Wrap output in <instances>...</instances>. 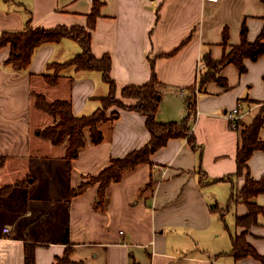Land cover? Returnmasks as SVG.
Listing matches in <instances>:
<instances>
[{
  "label": "crops",
  "instance_id": "obj_1",
  "mask_svg": "<svg viewBox=\"0 0 264 264\" xmlns=\"http://www.w3.org/2000/svg\"><path fill=\"white\" fill-rule=\"evenodd\" d=\"M92 30L91 47L96 57L110 54L111 75L117 94L128 85L147 82L155 70L160 83V122L180 121L188 113L187 98L204 68L209 52L222 58L224 30L228 48L241 42L245 23L247 38L254 42L264 31V0H102ZM93 0H0V36L5 31L29 27H87ZM82 51L70 37L46 42L35 49L27 68L8 63L10 43L0 47V186L13 182L0 195V264H24V247L34 242L37 264H53L68 248L60 241L69 230L72 260L84 264H262L252 256L235 259L231 234L244 227L236 216L245 215V203L233 204L230 229L222 214L228 202L226 186L235 190L245 183L237 176V150L241 130L264 110V56L246 58V71L234 63L220 76L225 85L210 81L197 92L196 113L189 126L201 149H193L188 137H174L148 163L127 171L108 187L105 209L95 207L100 182L68 198V191L98 176L114 159L141 148L151 138L147 116L139 111L112 106L113 118L101 124L104 139L88 142L67 168L66 148L59 151L41 138L46 112L35 105L34 93L49 101L69 99L76 116L90 115L102 105L110 85L99 70L75 65L59 72L56 85L46 76L54 74L52 63H61ZM238 101L240 118L226 116ZM49 115V114H47ZM54 119V118H53ZM54 121V120H53ZM259 136L264 140V125ZM64 169L8 172L13 161H53ZM252 177L264 175V150L249 159ZM232 176V180L201 182ZM253 200L264 206V193ZM216 205V206H215ZM216 207V209H212ZM9 228V232H5ZM247 241L264 254V213L247 232Z\"/></svg>",
  "mask_w": 264,
  "mask_h": 264
},
{
  "label": "trees",
  "instance_id": "obj_2",
  "mask_svg": "<svg viewBox=\"0 0 264 264\" xmlns=\"http://www.w3.org/2000/svg\"><path fill=\"white\" fill-rule=\"evenodd\" d=\"M93 8L89 14L87 27L83 26H57L51 29L29 27L23 31H5L0 36V47L10 43L12 52L8 58V63H12L16 68H27L31 63L35 49L43 43L59 41L64 37H70L77 40L82 51L73 58L61 63H52L55 68L54 74L46 76L50 85H56L59 80V72L67 67L75 65L78 69L99 70L103 74L104 80L110 85L108 95L101 97L102 105L90 115L76 116L72 109V102L69 99H57L49 101L42 93H34L35 105L38 109L46 112L54 118V123L38 130V135L50 141L55 146H65V158L67 168L71 169L72 160L78 156L79 151L90 141L98 144L103 141L104 134L101 130V124L111 118L113 114L107 113L114 104L121 108H127L139 111L147 116V126L151 132L150 140L141 148L130 152L123 158L114 159L98 176H93L90 181L83 182L78 188H72L68 191V198H71L83 191L95 182H100L98 194L95 202L96 209H105L107 203V192L109 185L120 180L124 174L137 166L148 163L152 154L163 147L169 139L174 137H188V141L193 149H201L194 133L189 126L190 120L196 113L197 92L203 91L206 85L213 80L225 85V80L220 76L221 69L234 63L245 72L247 67L244 63L246 58L253 60L264 56V31L254 41L250 42L247 38L248 29L244 23L241 29V42L228 48L229 32L224 30L223 44L225 47L221 59L216 60L209 52L203 56L204 70L198 77V84L192 87L193 96L187 98L188 113L180 121L160 122L156 114L160 107V92L158 85L160 80L155 72L152 71L150 79L141 85H128L122 89L121 98L117 96L116 81L111 75L112 57L110 54H104L102 57H96L92 52L91 36L95 28V22L100 15L102 0H93ZM198 88V91H195ZM130 100V101H128ZM264 125V111L262 110L250 125H246L241 130V142L237 150V170L235 175L244 176L245 183L240 190L232 187V195L222 214L230 211L233 204L245 203L248 212L245 215L236 216V225L244 227L240 234H231L232 248L228 252L235 259H242L252 256L264 264V254H260L256 248L247 241L248 229L258 223L259 215L264 213V206L257 204L253 198L260 193H264V175L259 179L252 177L249 169V159L256 150H264V140L259 136L260 129ZM5 163L4 156L0 155V167ZM232 180V176H223L220 178L208 180L206 172L202 173L201 182H214ZM21 182H13L0 187V195L7 194L14 185ZM216 206V205H215ZM212 209H216V207ZM66 243L68 248L63 256L58 257L53 264H84L72 260L70 256L71 241L69 230L66 229L60 239ZM34 242L27 241L24 247V264H37L35 256Z\"/></svg>",
  "mask_w": 264,
  "mask_h": 264
},
{
  "label": "rangeland",
  "instance_id": "obj_3",
  "mask_svg": "<svg viewBox=\"0 0 264 264\" xmlns=\"http://www.w3.org/2000/svg\"><path fill=\"white\" fill-rule=\"evenodd\" d=\"M204 70V69H203ZM193 93L194 92H191L190 94H191V97L193 96ZM118 96V95H117ZM118 98H121L120 96L118 97ZM128 101H130V100H128ZM112 106H116V107H120V106H118V105H116V104H114V105H112ZM111 106V107H112ZM110 107V108H111ZM264 111V110H263ZM107 113H109V114H111V112L108 110L107 111ZM45 117H46V119L47 120H45V122H43V123H49V119L50 118H52V123L51 124H53L54 123V119H53V117L51 116V115H45ZM49 118V119H48ZM51 120V119H50ZM54 120V121H53ZM44 125H48V124H44ZM50 125V124H49ZM45 127V126H44ZM56 148L59 150V151H61L62 150V146H56ZM33 161H31V162H29L28 160H26V161H23L22 162V164H20V163H18V162H15V161H13L12 163H10L9 165H8V172H26L28 169H31V172L32 171H39L40 172V170L41 169H48V168H50L51 167V169H53L55 172L57 171V172H60V171H62L63 169H64V163H63V161H61V159L60 158H57V159H54L53 161H45V162H42V161H36L35 163H32ZM0 187H2V186H0ZM232 187H233V185H232V183H231V186H226V189H227V197H228V200L230 199V197H231V195H232ZM233 213H234V210L233 209H230V212L227 214V216H226V219H227V223H228V225H229V227L231 226L230 224H229V222L232 224V226H233ZM3 215H0V222L3 220ZM230 229H232L231 227H230Z\"/></svg>",
  "mask_w": 264,
  "mask_h": 264
},
{
  "label": "built area",
  "instance_id": "obj_4",
  "mask_svg": "<svg viewBox=\"0 0 264 264\" xmlns=\"http://www.w3.org/2000/svg\"><path fill=\"white\" fill-rule=\"evenodd\" d=\"M242 112H243V102L238 101L236 107L232 111L227 112L226 116L229 117L232 121H236L240 118ZM9 231H10L9 228H5V232H9Z\"/></svg>",
  "mask_w": 264,
  "mask_h": 264
}]
</instances>
